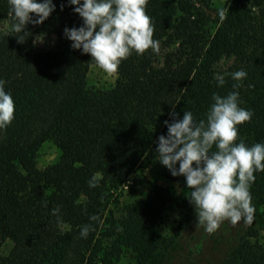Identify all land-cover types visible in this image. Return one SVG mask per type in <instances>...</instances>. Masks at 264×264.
I'll return each mask as SVG.
<instances>
[{"label":"trees","instance_id":"obj_1","mask_svg":"<svg viewBox=\"0 0 264 264\" xmlns=\"http://www.w3.org/2000/svg\"><path fill=\"white\" fill-rule=\"evenodd\" d=\"M53 2L55 10L38 25L27 24L29 35L18 43L8 0H0V78L15 104L13 121L0 130V264H121L126 257L129 264H167L197 218L183 175L172 176L159 162L156 139L166 134L170 113L206 118L212 93L225 95L236 83L226 76L217 87L215 75L243 68L247 77L236 90L253 116L238 125V138L264 142V0H149L160 51L133 52L107 88L88 85L95 63L63 35L65 26L82 23L75 6L61 10L66 0ZM38 35L50 38L42 50ZM48 140L59 155L40 168L37 151ZM138 167L181 190L153 183L116 217L111 201L118 203L117 190ZM97 174L99 185L89 187ZM255 176L252 202L264 205V171ZM57 205L59 219L51 213ZM169 208L178 220L166 235L153 224ZM93 214L97 219L89 220ZM85 224L92 230L83 239ZM257 235L252 229L241 238L223 264H264V248L251 241ZM6 241L11 247L3 253Z\"/></svg>","mask_w":264,"mask_h":264},{"label":"clouds","instance_id":"obj_2","mask_svg":"<svg viewBox=\"0 0 264 264\" xmlns=\"http://www.w3.org/2000/svg\"><path fill=\"white\" fill-rule=\"evenodd\" d=\"M148 2L66 0V4L60 5L61 10L66 5L75 6L72 11L82 23L65 26L63 35L71 41L72 49L90 54L98 68L116 76L122 60L133 52L141 55L148 49L160 51L159 41L153 38L155 26L146 13ZM8 4L10 31L18 43H23L29 35L27 24H40L56 8L53 0H8ZM219 16L221 20L225 18L224 9L219 10ZM226 76L236 81L232 84L233 90L225 95L212 93L206 118L197 119L190 110H184L179 119L176 113H170L171 122L163 121L166 134L156 139L159 162L172 176L183 175L185 187L189 189L186 197L195 209L196 222L209 234L218 230L225 220L233 225L240 221L251 225L255 206L250 188L256 179L255 173L264 171V142L248 145L243 138H238V125L253 116L251 109L240 106L242 101L236 90L247 72L243 68L219 72L214 77L217 87L226 83ZM5 84L0 78V130L14 119V99ZM100 179L102 176L98 174L92 176L88 186L97 187ZM59 212V205L51 209L57 219ZM96 219L95 214L89 217V220ZM91 230V224L83 225L80 237L86 239Z\"/></svg>","mask_w":264,"mask_h":264},{"label":"rangeland","instance_id":"obj_3","mask_svg":"<svg viewBox=\"0 0 264 264\" xmlns=\"http://www.w3.org/2000/svg\"><path fill=\"white\" fill-rule=\"evenodd\" d=\"M215 4L221 5L223 0H213ZM5 25L0 21V34L4 31ZM42 38V39H41ZM37 39V40H36ZM41 39V40H39ZM50 38L43 35L35 37V46L38 50L44 49ZM115 81V76L106 74L95 64H90L87 70V83L93 88H107ZM59 155V150L52 141H45L39 147L36 155V164L43 168L55 161ZM153 183L169 186L178 191L181 187L175 183L154 176L148 169L138 167L127 179L126 183L117 190L118 203L111 201V207L116 217L121 215L120 207L124 203L137 201L151 187ZM253 203V202H252ZM254 204V203H253ZM254 220L251 225L243 221L233 225L225 220L218 230L209 234L196 220L190 223L182 232L181 251L173 252L167 264H223L229 261L232 252L239 244L241 238L249 234L252 229L258 230L256 237H251V241L258 242L264 248V205H256ZM177 216L174 208H169L160 219L155 221L153 226L160 233L171 235L177 226ZM11 247V242L6 241L1 251L7 253ZM121 264H129V258H123Z\"/></svg>","mask_w":264,"mask_h":264}]
</instances>
